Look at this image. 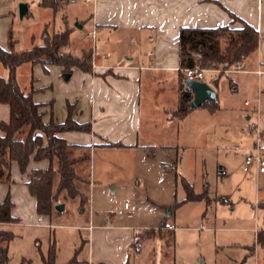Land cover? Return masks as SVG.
<instances>
[{
    "label": "rangeland",
    "instance_id": "374dc122",
    "mask_svg": "<svg viewBox=\"0 0 264 264\" xmlns=\"http://www.w3.org/2000/svg\"><path fill=\"white\" fill-rule=\"evenodd\" d=\"M19 1L15 0V7ZM39 2L35 0L31 11L23 17L18 8L13 9L15 14L11 15L5 31L6 46L10 33L16 39V49H24L43 43V31H57L65 25L73 28L72 47L82 46L80 37L88 31V44H97L98 35L88 19L84 20L83 28L77 27V22L93 11V1L77 0L57 8ZM132 33L127 31L122 35L131 46ZM263 36L260 33V37ZM224 43L223 37L221 49ZM252 56L253 53L248 58ZM133 57L137 61V57ZM236 64L228 68L201 67L205 78L214 83L220 107L209 110L199 105L190 109L180 120L179 136L170 135L169 140L184 146L170 150L169 156L158 155L157 160H151L144 149H94L93 145L90 158L78 165L85 179L78 185L88 195L84 210H80L77 199L62 195L57 202H65V209L55 208L50 219L43 221L33 216L34 207L29 200L19 202L20 220L2 224L14 234L8 241V264H25L26 261L45 264L44 256L47 257L52 248L60 263L75 255L84 257V237L89 235L85 226L91 217L121 219L135 225L142 249L159 263L251 264L256 205L258 199L264 197V173H258L254 165L245 171L242 163L254 141L248 130L249 123L256 120L264 130V73L257 75L248 64L244 71L227 73ZM17 78L27 90L31 89L34 78L33 83L42 86L36 92L40 93L37 97L53 100L57 114L63 110L69 92L85 99L81 92L85 88L79 76L65 78L55 65L47 69L41 64L28 63L17 68ZM245 99L251 101L249 105L243 103ZM78 150L79 154L84 149ZM161 159L170 167L167 171L163 170ZM185 181L195 192L205 191L210 201L205 198L184 200Z\"/></svg>",
    "mask_w": 264,
    "mask_h": 264
},
{
    "label": "crops",
    "instance_id": "0c3cea01",
    "mask_svg": "<svg viewBox=\"0 0 264 264\" xmlns=\"http://www.w3.org/2000/svg\"><path fill=\"white\" fill-rule=\"evenodd\" d=\"M26 1L29 4L28 13L35 0L34 2ZM41 1L40 5H42ZM76 1L64 0L60 5ZM85 1L94 2L93 11L88 12L89 15L80 19L77 22V27L83 28L86 24L84 20L88 19L94 28V33L98 35V41L94 46L88 44L87 37L90 35V31H88L87 35L80 37L82 46L73 45L72 47V40L70 46L77 52L84 46L92 47V70L84 71L76 67L71 74V77L77 74L83 81L85 89H81V92L85 94V99L73 91L69 92L65 97L63 110L57 114L53 100L38 98L37 96L40 95V93L36 94L38 90L35 92L34 98L46 103L43 107L46 122L52 118L60 121L65 120L69 113V102L75 103L74 118L76 120L91 122V132L79 130L60 132V135L66 137L70 142L91 145V147L94 145V149L97 147H136L146 150V155L151 160H157L158 155L161 158L169 156L170 150L184 146L176 140L169 142L170 135L179 136L180 120L187 114L173 115V111L179 103L181 82L178 63L179 28L181 26L213 27L223 25L238 27L245 21L256 26L259 33L264 35V0ZM14 2L15 0H0V43L3 46H6L5 31L10 23L9 19L12 14H15L13 9L18 8L19 10V2H16V7ZM225 8L231 10L234 15H230ZM66 27L69 26L65 25L64 28ZM48 31L53 33L56 30L48 29ZM127 31L134 32L129 36L132 46L128 45L127 38L122 36ZM44 34L43 31V36ZM149 51L150 53H148ZM251 53L253 56L248 58ZM134 55L137 57V61H134ZM0 63L3 65L0 66V75L8 76L9 69L2 62ZM28 63L32 65L31 62H24L18 68ZM240 63V69L227 73L244 71L245 64H248L250 69L256 73L255 69L264 64V36L260 37L257 48ZM52 65L60 68L63 74L59 65L49 64L46 68L50 69ZM202 80L214 87V83L206 79L205 74ZM217 80L216 77L215 82ZM31 84L35 88L42 87L37 82L33 83L32 80ZM218 102L217 107L219 106ZM255 102L259 106L260 102L257 103V100ZM201 106L203 105L201 104ZM205 106L209 108L207 105ZM254 107L252 106V108ZM249 117L247 115L246 119ZM9 118V104L0 103V119L8 120ZM108 141L121 145H105ZM159 161L164 171L170 168L165 165L167 163L165 159ZM48 165V159H32L29 167L31 169ZM12 176L15 182L11 184L0 182V203L10 193L15 202L12 208L14 215L20 218L18 215L20 212L19 202L29 200L28 203L34 207L32 209L33 216L43 218V221L49 220L51 216L41 215L37 212L36 198L31 194L25 182L27 174L21 173L17 162L12 164ZM260 200H264V197L258 199V202ZM258 202L251 264H264L263 249L256 242V231L259 227L264 226V207L259 206ZM85 227L89 230V235L84 237L86 239V254L80 259L87 261L88 264H164L157 262L155 258H152L153 256L150 257L149 252L142 249L141 242H139V231L131 223L123 222L121 219L96 220L91 217ZM153 233H147V236Z\"/></svg>",
    "mask_w": 264,
    "mask_h": 264
},
{
    "label": "trees",
    "instance_id": "16d2710c",
    "mask_svg": "<svg viewBox=\"0 0 264 264\" xmlns=\"http://www.w3.org/2000/svg\"><path fill=\"white\" fill-rule=\"evenodd\" d=\"M64 0H42L41 4L57 8ZM69 1V0H66ZM230 15L234 13L225 8ZM70 27L44 34V42L34 44L24 49H16L12 34L8 46L0 43V62L8 69L9 75H0V103L10 106V118L0 119V182H15L12 176V164L17 162L22 174H27L25 181L31 194L36 198V210L41 215L52 216L57 200L63 195L71 200H78L80 210H84L88 202L87 193L78 185L84 183L83 176L78 171V165L90 158L91 145L73 143L60 132L66 130L92 131L90 121L80 122L74 118L75 103H68L69 113L65 120L52 118L44 120L45 102L35 100L34 94L41 88H23L17 78V68L24 62L61 66L63 73L72 74L74 68L84 71L92 70V47L84 46L80 50L71 49ZM225 39L224 48H220V39ZM179 45V103L173 115L183 116L190 109L189 102L192 90L184 83L186 78L183 69L190 66L228 68L242 62L247 55L257 48L260 33L256 26L242 22L241 26H181L178 33ZM34 81V78L32 82ZM217 97L204 101L214 109L217 107ZM108 146L121 145L108 141ZM78 149H84L78 154ZM32 159H48L47 167H33ZM186 197L184 200H199L205 198V191L195 192L193 186L185 181ZM207 191V190H206ZM209 197V196H208ZM210 198V197H209ZM226 201V200H222ZM15 202L10 193L0 203V264H8V241L13 237V231L2 227L5 222L19 221L12 213ZM258 205L264 207V200ZM161 225H164L162 223ZM148 231V230H147ZM146 231V232H147ZM145 232V233H146ZM256 242L264 253V226L256 231ZM77 254V253H76ZM45 264H88L75 255L66 262H57L55 249L44 256ZM25 264H31L26 261Z\"/></svg>",
    "mask_w": 264,
    "mask_h": 264
},
{
    "label": "built area",
    "instance_id": "2783aa9c",
    "mask_svg": "<svg viewBox=\"0 0 264 264\" xmlns=\"http://www.w3.org/2000/svg\"><path fill=\"white\" fill-rule=\"evenodd\" d=\"M150 53V51L148 52ZM241 68L240 64H236L231 70H238ZM186 77H191L195 79H203L204 72L203 68L199 66H190L183 69ZM256 73H264V64L259 65L255 69ZM250 100L245 99L244 103L246 105L250 104ZM259 101L257 100V103ZM255 110L256 107H254ZM249 132L254 136V141L249 150L244 154L243 157V169L249 171L251 166H256L258 172H264V130L261 129L260 124L256 120H252L248 126Z\"/></svg>",
    "mask_w": 264,
    "mask_h": 264
},
{
    "label": "water",
    "instance_id": "95a60500",
    "mask_svg": "<svg viewBox=\"0 0 264 264\" xmlns=\"http://www.w3.org/2000/svg\"><path fill=\"white\" fill-rule=\"evenodd\" d=\"M28 9V2L26 0H21L19 2V12L22 17L27 13ZM64 76L65 78H69L71 76V73L65 72ZM184 83L187 87L192 90V98L189 102L190 108H195L201 105L204 101H211L217 97V92L215 88L205 80L186 77L184 79ZM65 207V202H60L56 204V209L59 211H63Z\"/></svg>",
    "mask_w": 264,
    "mask_h": 264
}]
</instances>
